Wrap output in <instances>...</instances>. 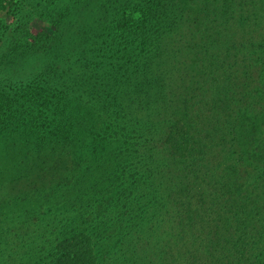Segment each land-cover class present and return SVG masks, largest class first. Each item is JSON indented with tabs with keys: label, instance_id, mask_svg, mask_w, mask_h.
<instances>
[{
	"label": "trees",
	"instance_id": "16d2710c",
	"mask_svg": "<svg viewBox=\"0 0 264 264\" xmlns=\"http://www.w3.org/2000/svg\"><path fill=\"white\" fill-rule=\"evenodd\" d=\"M232 1L222 0L223 12L243 10V20L255 6ZM181 3L47 0L48 27L37 32H7L0 17V182L41 173L0 213L17 212L20 228L45 204L72 213L52 223L60 237L48 254L30 242L28 264H264V189L241 198L258 186L243 179H264V97H248L242 80L219 108L220 126L211 108L194 115L174 75L190 63ZM258 59L260 78L264 47ZM207 123L216 138L203 139ZM135 156L157 164L158 181ZM164 203L162 235L151 215ZM4 239L0 264H14L1 254Z\"/></svg>",
	"mask_w": 264,
	"mask_h": 264
},
{
	"label": "rangeland",
	"instance_id": "374dc122",
	"mask_svg": "<svg viewBox=\"0 0 264 264\" xmlns=\"http://www.w3.org/2000/svg\"><path fill=\"white\" fill-rule=\"evenodd\" d=\"M237 1L233 0L232 3H238ZM11 2V4H6L3 8H0V17L4 21L7 32L11 30L37 32L48 27L49 22L47 19L49 18L43 14L44 11L41 9V6L45 5L47 0H11ZM210 3L208 0H183V4L181 3L188 14L183 30L187 33L190 42L187 52V60L190 63L188 69H186V74L180 72L174 75H177L175 81L182 89H180V92L182 94L185 92L189 97V103H192L190 107L195 106L192 108L194 115L198 114L199 109H205V114H208V108H211L210 115L214 122L220 126L221 122L219 120H223L221 114L224 111L220 113L219 108L222 105L225 106V101L233 100L236 97L233 95L232 90H236L240 81L243 80L246 84L244 92L252 100L261 102V98L264 97V73L261 74L260 78L254 73L257 62H260L259 59L256 61L258 50L260 47H264V6L258 5V0H253L255 6L248 8L249 16L243 20L241 17L243 15L241 11L243 10H240L235 16H229V11L227 16L228 13L223 12L227 5L220 4L222 0L217 4L211 1ZM235 5L237 6V4ZM32 64L30 63L26 68L30 69L33 67ZM244 71H248V73L245 74ZM155 110L157 111V106L151 111L150 115L154 116ZM249 113L251 114V112ZM203 122H205V119L202 120ZM202 127L203 132H207L209 135L203 139L208 140L209 137L211 139L217 137L219 129L217 128V132L214 134L212 123H207ZM258 142L264 146V138L259 139ZM252 145L255 147L254 144ZM255 151L257 152L256 147ZM206 155L209 158L210 166L219 167L218 155H211L210 153ZM252 157L254 156L252 155ZM135 160L140 171L147 173L152 170V177L154 176L155 180L158 181V174L161 170H157L156 163L144 164L146 159H143L142 163V157L136 156ZM54 169L56 170L55 167H49L46 171L50 174ZM215 170L219 171L218 168ZM40 174L32 172L19 179L1 181L0 205L6 197L31 187ZM161 176L163 177V174ZM243 177H245L244 174ZM147 180L151 181L150 179ZM245 180L243 179V188L246 184L248 185L249 180L257 183L258 186L248 195L242 192L241 198L246 197L249 200L250 197H257L259 191L264 189V179H260L256 173L251 174L248 181ZM48 183V180H46L45 184ZM146 183L144 181L138 184L137 187L139 189L146 188ZM148 197L149 195L146 199ZM168 207V203L159 204L158 210L153 215L150 214L151 220H160L159 228L163 229L162 235L166 234L164 227L169 222L167 220ZM40 210L36 218L35 216L30 217L27 220L29 222L21 228L20 226L23 223L16 222L19 218L17 212H13V214L11 212L9 214L0 213V220H10L9 224L16 222L18 227L4 230V228H1L2 225L0 226V240L2 241L4 237V243L7 245V247H3L1 254L6 261L8 260L14 264H28L29 259L26 250L28 247H32L30 244L32 240L33 243H38V245L41 243L44 247L42 253L48 254L60 237L58 231L53 228L52 223L55 226L67 213L68 216L72 215V213L62 209L60 204H54L50 207L45 204ZM162 222L166 223L164 227H162ZM47 258L49 259L48 256ZM48 259H46V264H51Z\"/></svg>",
	"mask_w": 264,
	"mask_h": 264
}]
</instances>
